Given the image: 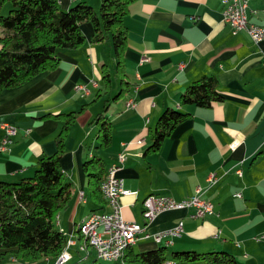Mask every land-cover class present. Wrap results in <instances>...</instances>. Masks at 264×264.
I'll return each instance as SVG.
<instances>
[{
	"label": "crops",
	"instance_id": "0c3cea01",
	"mask_svg": "<svg viewBox=\"0 0 264 264\" xmlns=\"http://www.w3.org/2000/svg\"><path fill=\"white\" fill-rule=\"evenodd\" d=\"M77 1L57 3L67 9ZM87 1L97 12L100 0ZM222 8L221 0H132L124 16V84L114 73L111 39L92 41L91 22L85 21L81 45L59 50L55 66L0 92V122L16 128L9 150L0 151L3 179L32 174L37 158L56 149L54 138L63 119L55 115L76 111L60 158L71 195L56 221L67 236L69 263L77 262L79 251L82 260L91 253L97 257L95 250L88 255L80 250L84 242L79 227L95 209H109L103 193L97 198L91 193L83 160L99 155L106 169L122 152L125 159L118 174L128 192L119 200L125 219L145 223L143 199L149 193L183 199L197 185L214 205L212 213L197 217L185 208L159 212L146 225L150 232L175 227L179 221L183 232L170 243L138 238L125 253L162 246L164 256L172 258L173 250H226L239 264H264V38L255 42L244 30L233 33ZM248 12L250 20L264 25V0H248ZM109 66L119 81L115 90L124 87L116 98L112 80L105 87L101 79L103 69L112 75ZM202 74L217 77L222 99L206 107L181 105V91ZM79 84L88 91L78 89ZM105 102L112 134L109 145L101 147L92 119ZM168 106L188 115L158 150L146 151L156 119ZM4 134L0 125V141ZM210 173L216 175L213 182L207 180ZM9 262L26 264L12 255Z\"/></svg>",
	"mask_w": 264,
	"mask_h": 264
},
{
	"label": "trees",
	"instance_id": "16d2710c",
	"mask_svg": "<svg viewBox=\"0 0 264 264\" xmlns=\"http://www.w3.org/2000/svg\"><path fill=\"white\" fill-rule=\"evenodd\" d=\"M131 1L100 0L96 12L87 0H78L67 9L60 8L57 0H0V92L55 66L59 60V50L81 45L85 41L81 24L85 21L91 22L92 41L107 37L111 39L115 56L114 73L124 84L123 56L127 42L124 16ZM6 2L10 3V7L4 14L1 9ZM101 79L105 87H110L111 75L107 69H103ZM217 83V77L213 74L200 75L181 91L179 103L210 106L212 101L222 99ZM123 90L124 87H121L113 98ZM106 106L107 102L92 119L97 125L95 135L101 147L109 145L112 134L111 121L104 115ZM187 115L188 112L179 107L164 108L156 119L146 151L158 150L163 140ZM55 116L63 119L55 136V151L40 155L30 175L16 179L0 178V264L8 254L26 264H51L67 246V236L56 224L59 209L71 195V182L65 178L60 158L76 111L61 112ZM82 167L87 173L91 193L99 197L102 195L100 181L105 175L102 157L95 154L86 157ZM171 255L177 261L239 264L235 256L226 250H173ZM93 257L90 264H105L104 260ZM124 257L126 261L136 264H160L165 258L162 246L128 252Z\"/></svg>",
	"mask_w": 264,
	"mask_h": 264
},
{
	"label": "built area",
	"instance_id": "2783aa9c",
	"mask_svg": "<svg viewBox=\"0 0 264 264\" xmlns=\"http://www.w3.org/2000/svg\"><path fill=\"white\" fill-rule=\"evenodd\" d=\"M223 20L230 26L231 31L244 30L250 38L258 42L264 38V25L250 20L248 12V0H221ZM255 12V9L252 10ZM93 85H97L92 80ZM78 89L88 91L82 85H77ZM4 129V136L0 141V151L9 150L7 143L11 141V135L15 132V127L8 122H0ZM125 154L119 153L118 162L108 165L105 169V175L100 181V191L104 193L109 202L108 211L95 209L90 213V220L84 227V234L89 240V253L91 250L100 251V259H116L118 250H126L127 247L138 238L152 237L155 241L160 242L162 239L167 243L172 241L173 236L180 235L183 232L182 222L172 228L159 232H150L147 229V223L151 221L159 212L166 209H191L190 216H203L214 211V205L210 200L202 197L203 187L197 185L194 193L183 199H176L172 195L162 193H149L143 199V216L145 223L136 220L125 219L121 213L120 195L128 192L123 187V179L118 174L120 164L124 161ZM240 172L239 170H237ZM208 182L216 180L215 173H210L207 177ZM80 191V195H81ZM240 195V193H237ZM261 235L255 236L256 239ZM60 261H69V251L61 258L53 261L56 264ZM49 264V263H46ZM119 264H136L127 261ZM160 264H178L175 258L165 257Z\"/></svg>",
	"mask_w": 264,
	"mask_h": 264
},
{
	"label": "rangeland",
	"instance_id": "374dc122",
	"mask_svg": "<svg viewBox=\"0 0 264 264\" xmlns=\"http://www.w3.org/2000/svg\"><path fill=\"white\" fill-rule=\"evenodd\" d=\"M9 7H10V3L9 2H6V4H4V6L2 7V9H1V12L2 13H4V14H6L7 12H8V9H9ZM98 10H99V7H98ZM98 10H97V12H98ZM109 69H110V72H111V80H112V89H114V90H112V94H115V93H117L118 92V89H119V86H118V88H117V90H115L116 88H115V84L118 82V84H119V81H118V79H117V82H116V76H115V74L113 73V67L112 66H109ZM116 82V83H115ZM77 123H79L78 121H77ZM73 124V123H72ZM71 124V125H72ZM14 127H15V125H13ZM15 132H16V128H15ZM15 132H14V134H15ZM55 139V138H54ZM82 193V192H81ZM102 193V192H101ZM103 196V195H102ZM103 199H104V197H103ZM105 200V199H104ZM80 233V232H79ZM81 236V235H80ZM81 240H82V243L84 242V240H83V237L81 236ZM67 244H68V240H67ZM79 251V250H78ZM77 251V252H78ZM93 251V250H92ZM87 252V255H88V251H86ZM65 253H66V248H65V250L63 251V253L61 254V256L59 257V258H61L62 256H64L65 255ZM70 254V253H69ZM85 254V253H84ZM79 255H80V257L83 255V252H81V251H79ZM93 253H91V254H89L88 256H86L85 257V259H83L82 260V257H81V259L79 258L78 259V261L75 263V264H83V262L85 263V264H90V262H91V260L93 259ZM97 255V254H96ZM71 256V255H70ZM98 258V257H97ZM173 258V257H172ZM11 259V254H8V255H5L4 256V258H3V260H2V262H1V264H13V263H11V262H9V260ZM104 263L105 264H111V262L110 261H104Z\"/></svg>",
	"mask_w": 264,
	"mask_h": 264
},
{
	"label": "bare ground",
	"instance_id": "6f19581e",
	"mask_svg": "<svg viewBox=\"0 0 264 264\" xmlns=\"http://www.w3.org/2000/svg\"><path fill=\"white\" fill-rule=\"evenodd\" d=\"M103 195H104V193H103ZM104 197H105V195H104ZM106 201H107V205L109 206V202H108L107 199H106ZM94 212H92V213H94ZM89 220H90V215L85 220H83V222L80 224V227H79V229L81 230L80 232L82 234L83 240H84V243L80 247V250H82V251H88L89 250V240H88V238L85 236V234L83 232L84 231V227L86 226V223ZM125 251L126 250H118L117 251V254H116V259H110V260H108V259H101V260H104V261H107L108 260L110 262H114V264L126 263V260H124ZM95 252L97 254V257L100 259V251L99 250H95ZM69 257H70V254H69ZM62 262H69V261H60V262H58L56 264H59V263H62Z\"/></svg>",
	"mask_w": 264,
	"mask_h": 264
}]
</instances>
